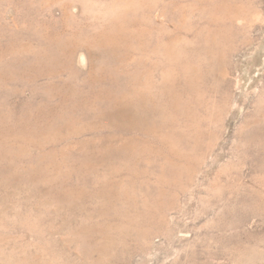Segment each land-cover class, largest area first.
<instances>
[{"label":"rangeland","instance_id":"374dc122","mask_svg":"<svg viewBox=\"0 0 264 264\" xmlns=\"http://www.w3.org/2000/svg\"><path fill=\"white\" fill-rule=\"evenodd\" d=\"M263 97L264 0H0V264H264Z\"/></svg>","mask_w":264,"mask_h":264},{"label":"bare ground","instance_id":"6f19581e","mask_svg":"<svg viewBox=\"0 0 264 264\" xmlns=\"http://www.w3.org/2000/svg\"><path fill=\"white\" fill-rule=\"evenodd\" d=\"M263 92V91H262ZM262 97V96H261ZM264 98V97H263Z\"/></svg>","mask_w":264,"mask_h":264}]
</instances>
